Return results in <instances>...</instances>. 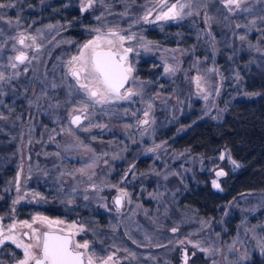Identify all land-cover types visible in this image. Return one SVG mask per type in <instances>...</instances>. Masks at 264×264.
I'll list each match as a JSON object with an SVG mask.
<instances>
[{
    "label": "rangeland",
    "instance_id": "obj_1",
    "mask_svg": "<svg viewBox=\"0 0 264 264\" xmlns=\"http://www.w3.org/2000/svg\"><path fill=\"white\" fill-rule=\"evenodd\" d=\"M74 1L82 13L91 12V21L85 26L89 35L82 41L67 37L59 22L42 20L39 15L27 20L25 16L13 14V7L0 9V16L4 17L0 19V71L6 77L19 73L17 78L0 82V117H4L0 123L10 125L12 138L17 139L18 154L15 175L9 178L4 191L11 194L13 202L18 201L16 204L45 205H49L46 197L56 191V205L63 202L75 206L78 199L83 202L86 199L104 214L120 218L123 233L110 244L106 256H113L112 264H141L138 254L129 249L127 243L130 238L134 239L133 222L145 235V240L135 241L144 257L159 245L171 246L176 252L172 264H185V254L187 264H245L253 254H264V190L240 194L215 218L198 216L189 208L180 207L178 212H172V205L178 202L177 188H170L164 179L176 175L184 182L194 181L196 173H204L209 175L214 189L222 190V181L228 172L240 166L228 150L222 147L215 156L194 155L181 149L168 151L166 142L155 140L157 111H167L169 119L176 113L173 117L177 120L184 115L187 104L188 111H195L193 114L198 118L219 119L236 97L243 96V78L237 62L243 54L264 53V0H242L240 8L232 11L225 9L220 0H191L192 7L184 12L191 11L192 15L177 20H156L160 12L156 7L159 0H143L145 6L140 10L131 8V0H93V6L85 11L81 10L82 5L86 6L88 0ZM175 2L168 0L169 4ZM180 2L188 3L189 0ZM145 15L150 22H145ZM9 20L11 24L7 23ZM168 23L180 24L187 29L185 33L191 35L199 32L201 38H196L199 47H184V43H179L180 38H176L173 45L157 42L138 28ZM97 28L102 33L114 29L122 35L135 37L126 40L124 47L133 49L128 56L133 78L127 88L139 95L103 105L87 101L88 118L75 126L70 122L75 113L73 109L80 108V102L86 97L76 90L75 81L67 75V62L78 54L84 43L97 35L93 31ZM20 33L28 37L27 47L17 42ZM31 37H35L34 45ZM234 40L236 47H232ZM221 43H226L227 47H221ZM20 52L28 56L30 63L26 61L12 69L9 57ZM141 55L156 60V90H148L146 82L135 73ZM166 68L171 71H165ZM197 77L200 78L199 87ZM17 81L19 85H15ZM53 85L65 87L64 104L52 98ZM8 86L19 88V91L8 93ZM24 95L26 99H22ZM64 105H67L65 118L61 119L59 110ZM145 111L149 113L147 117ZM144 120L148 123H142ZM138 152L149 156L145 164L138 167L136 161L125 162L129 153ZM57 166L60 169L53 176L49 171ZM219 171L225 175L218 177ZM151 174H158L161 179ZM55 177L71 183V188L66 192L57 187L58 190L53 185ZM213 181L220 187H214ZM117 193H127L121 208H116L113 201ZM14 206L12 203L10 207ZM36 216L63 221L58 228L75 233V241H87L92 247L95 237L78 215L67 220L33 213L29 218L20 219L9 211L0 213V227L8 235L9 226L15 223L16 230L11 234L20 238L21 230L28 229L22 226L23 221L40 227L39 222L33 223ZM167 217L172 220L171 225L165 224ZM233 218L234 225L230 226L227 222ZM143 220L150 222L151 227ZM73 224L76 227L69 228ZM81 226L84 231H80ZM173 228L177 231L173 232Z\"/></svg>",
    "mask_w": 264,
    "mask_h": 264
},
{
    "label": "trees",
    "instance_id": "obj_2",
    "mask_svg": "<svg viewBox=\"0 0 264 264\" xmlns=\"http://www.w3.org/2000/svg\"><path fill=\"white\" fill-rule=\"evenodd\" d=\"M0 3L13 4L15 10L13 14L25 16L27 20L39 15L42 20L59 22L66 36L77 41H82L89 35L86 33L85 26L91 21V12L82 13L74 0H0ZM131 6L134 10H140L145 3L143 0H131ZM3 25L7 28L6 23ZM138 28L145 36L157 42L173 45L176 38H180L179 43H184V47H199L197 39L200 40V33L197 32L196 35L185 33L187 29L180 24L141 25ZM236 46L237 43L234 40L232 47ZM221 47H227V44L221 43ZM222 54L224 52L221 53V58L224 57ZM156 65L154 58L141 55L135 66L136 75L146 82V88L150 90H156L158 84ZM237 65L243 78L244 94L236 97L219 119L198 118L193 114L195 111L191 113L188 111L187 104L184 106V115L177 120L173 117H176V113L169 119L167 111H157L155 140L166 142L168 151L181 149L194 155L215 156L222 147H225L240 164L236 171H229L223 179L222 190L214 189L209 175L205 176L204 173H196L197 179L194 181L188 179L184 182L176 175L164 179L170 188H177L178 202L172 205V212H178L180 207L183 210L189 208L198 216L215 218L222 213L227 203L240 194L264 190V53H256L255 56L243 54L239 57ZM15 85H19L18 81ZM18 91L19 88L13 89L9 86L7 88L8 93ZM65 92V87L58 85L52 89L51 95L54 101L60 100L61 105L66 98L63 96ZM25 96H22V99H26ZM66 106L60 107L61 119L65 118ZM9 126L8 123H0V213L14 212L20 219L29 218L33 213H43L67 220L74 219L78 215L85 220L92 237H121L123 227L120 218L117 219L111 213L104 214L97 205L86 199L85 202L78 199V204L75 206L63 202L56 205L58 194L54 191L53 195L46 197L49 205L19 202L15 203L14 208L10 207L13 203L12 196L4 190L9 178L15 175L18 154L17 139L12 138ZM147 158L149 156L141 155L140 152L129 153L125 162L131 164L136 161L137 166L140 167L145 164ZM59 169L58 166L52 167L49 173L54 176ZM151 176L160 178L158 174H151ZM53 180V185L60 188L62 192L71 188V183L56 180V177ZM143 221L151 227L150 222ZM234 222L235 218L227 223L233 226ZM165 224H172L170 217L165 219ZM131 227L134 239L130 238L127 243L129 242V249L138 254L141 264H172L175 261L176 252L173 248L171 246L163 248L159 244L160 247L157 245L158 247L152 250V254L144 257L143 252L137 248V242L133 243V241L145 240V235L137 225H134V222ZM107 243V241L94 240L91 250L104 252L105 249L101 246ZM245 264H264V254L259 252L253 254Z\"/></svg>",
    "mask_w": 264,
    "mask_h": 264
},
{
    "label": "snow or ice",
    "instance_id": "obj_3",
    "mask_svg": "<svg viewBox=\"0 0 264 264\" xmlns=\"http://www.w3.org/2000/svg\"><path fill=\"white\" fill-rule=\"evenodd\" d=\"M241 2L242 0H220V3L228 11H232L233 8L239 9ZM92 6L93 0H88V4L86 6L82 5L81 10L85 11ZM8 7H14V5L11 3H0V9ZM156 7L160 9L156 20H177L183 19L185 15H192L191 11L184 12V9L192 7L191 0L188 3H181L180 0H176L175 3L171 4L168 3V0H159ZM164 9L167 10L165 11ZM0 19H4V17L0 16ZM143 19L145 22H150L148 15H145ZM7 23L11 24L12 21L9 20ZM93 31L97 35L84 43L80 47L78 54L71 56L67 62V75L75 81L76 90L82 92L86 97V100L80 102L82 105L80 108L73 109L74 112L86 113L89 107L87 101L103 105L115 100H129L132 96L139 95L138 92H134L131 88H125V85L133 78V67L128 60L129 53L133 49L124 47V44L126 40H132L135 37L122 35L114 29H109L107 33H102L98 28L93 29ZM27 38L24 33H20L17 42L25 45ZM13 39L16 38L13 37ZM31 39L34 45L35 37H31ZM241 39H244V37H241ZM25 46L27 47L28 45ZM26 61L30 63L28 56L24 52H20L15 57H9V66L12 69H16L18 64H25ZM24 71L26 72L27 68ZM165 71H171V69L166 68ZM18 76L19 73L16 72L13 76L6 77L4 72L0 71V82L11 80ZM196 82L199 87V77L196 78ZM148 107L151 108L152 106L149 105ZM144 115L147 117L149 113L145 111ZM3 118L0 117V119ZM84 118L87 119L88 117L85 116ZM81 122V115L72 116V124L79 126ZM142 123L147 124L148 121L144 120ZM85 130L89 129L86 128ZM220 158L223 159V155ZM233 163L235 164V161ZM80 171L83 172L84 170L81 169ZM223 175H225L223 171L217 172L218 177ZM213 186L216 188L220 187L216 181H213ZM124 195H127V193H124ZM17 202L14 201L13 203ZM115 203L120 205L121 199L117 198ZM36 222H39V228L33 227V224L28 221L22 222V226L30 230V232L22 234L28 237L29 243H25L23 239L11 234L16 228L15 223L9 226L8 235H5L4 229L0 227V245L10 241L17 248L23 250V258L17 264H97V259L100 260V264H109V262L113 261V256L111 255L106 259H102L97 257L95 252L89 254V243L87 241L84 243L74 241L73 236L75 233L63 234L64 229L57 227L63 221H53L49 220L48 217L36 216L33 218V223ZM75 227V224L69 225V228ZM80 231H84L82 226ZM172 231L175 232L177 229L173 228ZM194 247H199V245H194ZM200 250L208 251L207 249ZM185 264H187V254H185Z\"/></svg>",
    "mask_w": 264,
    "mask_h": 264
},
{
    "label": "flooded vegetation",
    "instance_id": "obj_4",
    "mask_svg": "<svg viewBox=\"0 0 264 264\" xmlns=\"http://www.w3.org/2000/svg\"><path fill=\"white\" fill-rule=\"evenodd\" d=\"M15 230H16V228L14 229V231ZM24 232H30V231L28 229L21 230V237L22 238L21 237L20 238L23 239L25 243H29L30 241H29L28 237H25L22 235ZM64 233H68V232H64ZM73 239H74V237H73ZM116 239L118 240V238H114V237H99V238L95 237L93 240H99V241L102 240V241L108 242L107 244L101 246L102 249H105L104 252L95 251L96 256L99 258L105 259L107 254H108L110 244L112 242H114V240H116ZM91 249H92V247H89V254H91V252H94ZM22 254H23L22 249L17 248L15 246V244L11 243L10 241H6L3 245H0V264H14V262L21 259ZM97 264H100L99 259H97ZM109 264H112V261L109 262Z\"/></svg>",
    "mask_w": 264,
    "mask_h": 264
},
{
    "label": "water",
    "instance_id": "obj_5",
    "mask_svg": "<svg viewBox=\"0 0 264 264\" xmlns=\"http://www.w3.org/2000/svg\"><path fill=\"white\" fill-rule=\"evenodd\" d=\"M127 85L128 84H126L125 85V88L127 89ZM73 115H81V121L83 122L84 121V117L86 116V113H81V112H75V113H73L72 115H71V117H70V122H71V119H72V116ZM81 122V123H82ZM80 123V124H81ZM73 125H75V126H77L76 124H73ZM117 198H120L121 199V204L120 205H117L116 203H115V201H116V199ZM113 201H114V204H115V207L116 208H121L122 206H123V203H124V195L122 194V193H117L115 196H114V198H113ZM4 229V228H3ZM4 231H5V229H4ZM63 234H68V233H63Z\"/></svg>",
    "mask_w": 264,
    "mask_h": 264
}]
</instances>
